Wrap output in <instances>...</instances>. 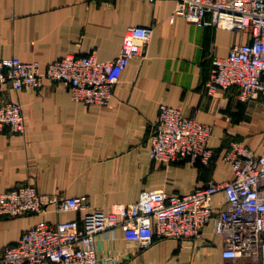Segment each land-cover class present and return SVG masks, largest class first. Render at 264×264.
Listing matches in <instances>:
<instances>
[{
  "label": "crops",
  "instance_id": "1",
  "mask_svg": "<svg viewBox=\"0 0 264 264\" xmlns=\"http://www.w3.org/2000/svg\"><path fill=\"white\" fill-rule=\"evenodd\" d=\"M174 7V0H0V58L45 64L66 54H94L109 60L119 53L128 26L152 27L145 56L129 61L106 105L72 100L58 81L44 80L38 89L4 86L5 97L21 106L24 132L0 131V192L32 184L56 201L84 195L90 208H107L134 202L143 190L183 195L231 178L223 155L231 141L259 148L264 97L242 101L234 87L209 94L203 84L211 58L249 41L250 30L199 26L180 15L169 20ZM160 104L212 126L209 163L150 158ZM213 205H225L222 193ZM81 215L55 210L52 202L41 214L0 216V259L38 220ZM223 244L213 220L195 238L157 239L143 249L118 227L99 232L95 242L99 264H260L257 257H223Z\"/></svg>",
  "mask_w": 264,
  "mask_h": 264
},
{
  "label": "built area",
  "instance_id": "2",
  "mask_svg": "<svg viewBox=\"0 0 264 264\" xmlns=\"http://www.w3.org/2000/svg\"><path fill=\"white\" fill-rule=\"evenodd\" d=\"M154 1V0H147ZM169 16L180 15L204 27L233 31L250 30L247 42L234 43L223 56L211 58V69L203 84L205 92L234 87L237 97L248 101L264 97V0H174ZM152 27L128 26L116 57L98 60L94 54H66L41 64L18 57L0 58V131L24 132L21 106L5 97L4 86L12 89L41 88L44 80L61 82L72 100L85 105L109 103L115 84L132 58H143ZM212 126L178 107L160 104L151 134L149 156L165 164L186 160L207 164L212 157L209 140ZM231 178L198 186L183 195L162 189L143 190L136 201L113 203L107 208H90L87 196H70L56 201L25 184L0 192V216L44 213L54 202L55 210L80 211L79 218L49 222L38 220L25 230L14 245L4 248L2 264H99L96 236L118 227L125 239L141 249L164 238L190 239L213 220V232L222 238V256L257 257L264 264V129L257 150L231 141L223 155ZM222 193L223 207L213 205ZM105 260H110L107 256Z\"/></svg>",
  "mask_w": 264,
  "mask_h": 264
}]
</instances>
